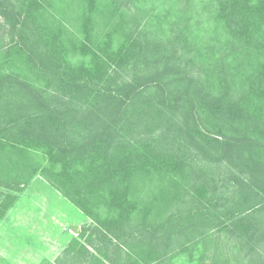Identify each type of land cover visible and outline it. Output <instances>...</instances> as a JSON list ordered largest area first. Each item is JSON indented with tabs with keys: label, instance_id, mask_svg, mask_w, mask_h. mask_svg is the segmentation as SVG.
Returning <instances> with one entry per match:
<instances>
[{
	"label": "trees",
	"instance_id": "obj_1",
	"mask_svg": "<svg viewBox=\"0 0 264 264\" xmlns=\"http://www.w3.org/2000/svg\"><path fill=\"white\" fill-rule=\"evenodd\" d=\"M49 8L68 17L42 24ZM0 16L36 34L8 48L34 80L0 70V221L39 173L127 264H171L213 231L264 264V0H0Z\"/></svg>",
	"mask_w": 264,
	"mask_h": 264
},
{
	"label": "rangeland",
	"instance_id": "obj_2",
	"mask_svg": "<svg viewBox=\"0 0 264 264\" xmlns=\"http://www.w3.org/2000/svg\"><path fill=\"white\" fill-rule=\"evenodd\" d=\"M160 8L159 6L156 11H160ZM75 11L76 9L71 11L69 20L65 18L63 21L68 32L77 27L73 19ZM46 14L49 19L43 20L42 24H48L49 27H55L52 23L55 17L56 20L58 19L59 14L68 17L67 10L58 12L54 8H49ZM34 27L31 24L26 27L19 24L17 32H14L11 22L0 16V70L2 72H19L21 77L29 74V67L22 59L9 58L8 55L11 54L8 48L17 41L28 43V40H25L26 37V39L34 40L36 37ZM32 75L33 72L28 78ZM30 80L33 81L34 78ZM34 83L44 85L43 81ZM153 183L157 181L136 182L137 192L133 196L138 201L139 207L143 208L145 204L153 201L155 196H159ZM163 183L165 186V180ZM1 191L7 192L8 190L1 186ZM16 195V201L0 221V264H89L91 253L96 254L103 261H106L105 256L107 255L116 257L120 254L118 263L127 264L123 260L125 252L120 247V241L106 236L89 216L85 215L58 187L39 173L31 178L22 191L16 192ZM189 200L187 206L190 207ZM157 201L154 214L159 213L156 218L160 224L165 221V211L163 202L159 199ZM50 215L53 219H49ZM254 217H248L244 222L250 223ZM261 217L264 218V213ZM22 218H26V221ZM24 223H27L26 226ZM35 223L36 228L31 225ZM130 229L137 235L136 227H130ZM91 243L100 248L99 252ZM235 243L236 240L232 233L213 231L210 235L208 234L206 240H198L192 247L188 246L191 249L187 248L183 253L174 257L171 264H197L198 261H207L211 255L216 254L220 257L227 255L235 264H252V254L250 252L249 255L244 254L242 250L235 251ZM260 245H256V250L259 252L256 255H259L258 259L264 258V244Z\"/></svg>",
	"mask_w": 264,
	"mask_h": 264
},
{
	"label": "crops",
	"instance_id": "obj_3",
	"mask_svg": "<svg viewBox=\"0 0 264 264\" xmlns=\"http://www.w3.org/2000/svg\"><path fill=\"white\" fill-rule=\"evenodd\" d=\"M31 216V215H30ZM30 216H29V218H30ZM34 216V215H33ZM34 218H36V217H34ZM22 219H24V218H22ZM49 219H53V216L52 215H50V217H49ZM25 221H26V218L24 219ZM29 220V219H28ZM34 221H35V219H33ZM26 224L27 223H24V226H26ZM34 228H36V223L35 224H31ZM20 234V233H19ZM21 235V234H20Z\"/></svg>",
	"mask_w": 264,
	"mask_h": 264
}]
</instances>
